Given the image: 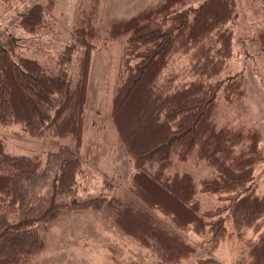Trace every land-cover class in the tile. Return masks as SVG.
I'll use <instances>...</instances> for the list:
<instances>
[{
  "label": "trees",
  "instance_id": "16d2710c",
  "mask_svg": "<svg viewBox=\"0 0 264 264\" xmlns=\"http://www.w3.org/2000/svg\"><path fill=\"white\" fill-rule=\"evenodd\" d=\"M196 2L163 0L107 30L108 39L124 42L110 119L134 170L129 196L102 192L85 197L80 182L96 35L89 17L77 21L73 31L82 49L75 81L50 73L36 60L13 58L0 42V125H21L32 138L71 142L27 156L7 152L0 140V264H30L44 250L41 234L48 226L62 213L79 211L105 213L156 264H189L185 261L195 250L175 230L207 237L215 249L225 239L230 219L239 236L248 230L257 234L243 239L245 264H264V194L253 187L255 167L263 160L261 131L217 122L219 107L240 111L244 105V89L225 71L233 39L226 25L236 17V1ZM52 7L53 0L32 3L20 27L37 32ZM262 26L256 40L264 51ZM181 56L189 60V80L162 77ZM191 160L215 173L199 181L200 189L189 173H169ZM199 193L225 205L202 210L195 197ZM199 264L218 263L206 259Z\"/></svg>",
  "mask_w": 264,
  "mask_h": 264
},
{
  "label": "rangeland",
  "instance_id": "374dc122",
  "mask_svg": "<svg viewBox=\"0 0 264 264\" xmlns=\"http://www.w3.org/2000/svg\"><path fill=\"white\" fill-rule=\"evenodd\" d=\"M162 1L53 0V7L44 16L43 25L34 33L25 31L19 21L32 3H47V0H10L0 4V42L6 44L11 56L36 60L50 73L64 74L73 81L76 80L78 60L82 54L73 36L76 22L88 16L95 28L80 148L83 157L80 182L87 189L85 197L91 198L102 192L118 197L130 195L134 170L110 119L124 42L108 39L107 30L110 25L123 22ZM204 1L197 0L195 5ZM235 1L236 17L226 25L233 39L232 55L225 71L232 78L230 81L240 82L239 88L244 89V105L240 111L219 107L217 122L219 126L242 124L261 131L263 160L255 167L253 187L257 194L263 195L264 51L259 48L256 36L264 24V0ZM188 62L186 56L175 57L162 77L173 74L177 82L189 80ZM0 140L7 152L27 156L54 150L57 145H71L69 140L32 138L18 124L0 125ZM169 173H189L198 189L201 179L215 174L212 168L193 160L172 168ZM195 197L202 210L225 205L216 196L199 193ZM154 215L170 227L169 222L159 214L154 212ZM225 226L228 233L215 249L207 243V237L174 229L195 250L185 263L199 264L211 259L218 264H245L247 253L246 250L244 253L243 239L255 238L257 234L248 230L245 235L239 236L233 231L230 219ZM41 236L45 242L44 250L35 255L30 264H156V258L150 252L123 236L111 219L100 211L62 213Z\"/></svg>",
  "mask_w": 264,
  "mask_h": 264
}]
</instances>
